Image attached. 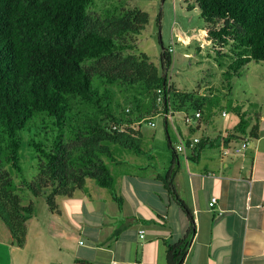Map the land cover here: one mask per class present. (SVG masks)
Wrapping results in <instances>:
<instances>
[{"label":"trees","instance_id":"16d2710c","mask_svg":"<svg viewBox=\"0 0 264 264\" xmlns=\"http://www.w3.org/2000/svg\"><path fill=\"white\" fill-rule=\"evenodd\" d=\"M95 5L96 0H0V218L19 247L26 244L27 221L35 211L33 203H22L25 192L45 196L55 212L58 197L72 196L93 179L121 204L108 161L118 149L145 152L141 123L162 112L208 118L213 105V95L170 83L169 50L162 52L163 73L146 53L132 52L130 37L145 28L147 12L111 5L98 13ZM194 5L216 58L231 59L227 78L252 60H264V0H194ZM237 114L239 132L257 137L258 124L250 127L245 114ZM39 123L57 132L47 142L32 139L38 163L31 176L21 162V132ZM113 123L125 130L113 129ZM228 137L227 142L238 138ZM220 139L202 137L194 150ZM173 179L165 176V187L192 224L191 207L178 197ZM188 244L187 237L167 242L168 264H183Z\"/></svg>","mask_w":264,"mask_h":264},{"label":"crops","instance_id":"0c3cea01","mask_svg":"<svg viewBox=\"0 0 264 264\" xmlns=\"http://www.w3.org/2000/svg\"><path fill=\"white\" fill-rule=\"evenodd\" d=\"M174 116L164 117L167 129ZM248 116L250 127L259 129L244 155H222L223 145L245 135L236 128L240 118L216 125L204 116L179 131L183 141L224 139L181 151L184 159L171 143L168 170L152 165L150 154L116 150L108 164L121 204L108 188L87 179L84 189L57 198L58 211L43 205L34 211L24 247L12 243L0 221L6 249L0 264H168L167 242L184 237L189 244L183 264H264V110ZM230 134L238 138L227 142ZM170 173L178 197L191 207L192 224L165 187ZM214 196L218 202L211 206Z\"/></svg>","mask_w":264,"mask_h":264},{"label":"rangeland","instance_id":"374dc122","mask_svg":"<svg viewBox=\"0 0 264 264\" xmlns=\"http://www.w3.org/2000/svg\"><path fill=\"white\" fill-rule=\"evenodd\" d=\"M111 5L137 8L149 14V21L142 32L130 37L135 45L132 52L146 53L163 73L162 52L164 49L169 50L173 60L172 65L167 68L170 83L182 91L199 92L208 97L213 95V105L206 113L208 119H213L216 125L222 124V121L238 120L237 111L246 112V117L249 118L248 115H253L255 111L264 110V60H252L242 67L239 75L227 78L224 71L231 59L224 58L219 62L216 58V53L203 32L205 20L194 5V0H96L93 11L100 13ZM225 51L229 52V45ZM119 96L125 103L126 98ZM223 110L229 112L228 117L222 116ZM184 115L185 112H176L174 122L169 121L168 129L163 112L154 116L155 126L148 122L141 123L144 135L142 148L145 152L140 155L147 157L150 154L152 165L158 162L157 167L161 170L163 166L168 170L170 165L166 159L171 157L168 152L171 151V143L176 148L183 143L179 131L187 129ZM56 132L52 126L44 129L40 123L34 125L31 131L21 132V162L27 174L32 176L38 163L37 153L31 145L32 139L47 142ZM178 154L184 159L181 151ZM22 203H33L35 211H39L42 205L49 208L45 196L35 198L29 191L24 193ZM4 250L6 249L0 245V253Z\"/></svg>","mask_w":264,"mask_h":264},{"label":"built area","instance_id":"2783aa9c","mask_svg":"<svg viewBox=\"0 0 264 264\" xmlns=\"http://www.w3.org/2000/svg\"><path fill=\"white\" fill-rule=\"evenodd\" d=\"M189 42V41H188ZM227 114L226 111L223 112V115L225 116ZM169 115H166L168 117ZM202 115L200 112L195 113H185L184 115V122L187 126L193 125L195 122L199 121L201 119ZM152 126H155V122L153 119H150L147 121ZM112 128L118 131H124L125 125L123 124H116L113 123ZM200 141L199 137H195L193 139H190L188 141H183L181 145L177 147L178 151H184L186 149L194 150L196 144ZM252 141L251 136L244 135L238 142H236L234 145L231 144H225L222 146V155L223 156H229V155H244L246 153L247 148L249 147L250 143ZM218 202L217 197H212L210 201V205L214 206ZM142 236H144L143 231L141 230Z\"/></svg>","mask_w":264,"mask_h":264}]
</instances>
